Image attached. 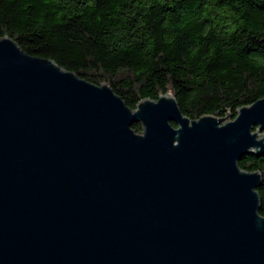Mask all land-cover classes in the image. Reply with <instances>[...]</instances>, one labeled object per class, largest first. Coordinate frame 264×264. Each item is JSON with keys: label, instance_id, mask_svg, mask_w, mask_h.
Instances as JSON below:
<instances>
[{"label": "water", "instance_id": "obj_1", "mask_svg": "<svg viewBox=\"0 0 264 264\" xmlns=\"http://www.w3.org/2000/svg\"><path fill=\"white\" fill-rule=\"evenodd\" d=\"M226 115L132 109L0 38V264H264V177L240 167L264 98Z\"/></svg>", "mask_w": 264, "mask_h": 264}, {"label": "trees", "instance_id": "obj_2", "mask_svg": "<svg viewBox=\"0 0 264 264\" xmlns=\"http://www.w3.org/2000/svg\"><path fill=\"white\" fill-rule=\"evenodd\" d=\"M4 37L132 109L171 93L192 120L235 118L264 98V0H0ZM240 167L264 177V156Z\"/></svg>", "mask_w": 264, "mask_h": 264}]
</instances>
